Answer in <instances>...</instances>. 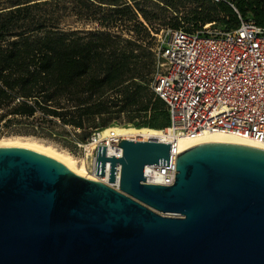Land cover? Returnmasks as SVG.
<instances>
[{
    "label": "water",
    "instance_id": "1",
    "mask_svg": "<svg viewBox=\"0 0 264 264\" xmlns=\"http://www.w3.org/2000/svg\"><path fill=\"white\" fill-rule=\"evenodd\" d=\"M99 146L96 173L0 147V264H264V151L215 142L178 153L171 186L145 183L171 144Z\"/></svg>",
    "mask_w": 264,
    "mask_h": 264
},
{
    "label": "trees",
    "instance_id": "2",
    "mask_svg": "<svg viewBox=\"0 0 264 264\" xmlns=\"http://www.w3.org/2000/svg\"><path fill=\"white\" fill-rule=\"evenodd\" d=\"M147 1L0 0V129L38 111L87 131L81 143L113 120L138 128L169 127L168 108L151 89L157 67L152 32L166 25L140 22L138 11ZM230 1L264 26V0ZM153 4L175 12L191 6L186 19L204 25L239 26L231 7L212 0ZM141 11L149 22L160 21ZM124 17L134 29L123 24ZM173 27L179 29L180 22Z\"/></svg>",
    "mask_w": 264,
    "mask_h": 264
},
{
    "label": "built area",
    "instance_id": "3",
    "mask_svg": "<svg viewBox=\"0 0 264 264\" xmlns=\"http://www.w3.org/2000/svg\"><path fill=\"white\" fill-rule=\"evenodd\" d=\"M226 4L236 15L234 29L181 22L179 29L163 30L155 37L157 67L151 89L168 108L170 126L157 136L134 134L116 137L103 131L93 133L77 145L90 173L113 189H119L120 168L115 183L110 180V163L105 176L96 173L99 146H107L108 156L121 158L123 140L171 144L169 166H146L145 183L171 186L176 181L180 141L196 140L207 134L222 133L264 145V26L243 16L230 0ZM113 147V153L109 152Z\"/></svg>",
    "mask_w": 264,
    "mask_h": 264
},
{
    "label": "rangeland",
    "instance_id": "4",
    "mask_svg": "<svg viewBox=\"0 0 264 264\" xmlns=\"http://www.w3.org/2000/svg\"><path fill=\"white\" fill-rule=\"evenodd\" d=\"M154 0L147 1L146 3L143 2V4L140 5L139 10H143L144 12H149L151 16H156L159 18L160 21L156 22H149V20H146L144 17L142 11H138V18L141 23H143L145 26H149L151 28H159V24H165L163 30L167 31L169 29H175L173 27V24L176 22H186V23H193V21L187 20L188 13L192 9L191 6L186 7H180L179 11L175 12L172 9L162 7L157 8L153 4ZM225 17V16H224ZM128 17H124L123 24H127V27H130L134 29L133 23H126ZM216 27L222 28V24L217 21ZM125 29V27L120 28V30ZM119 30V29H117ZM161 30L159 33L163 32ZM125 33V36L127 37V33ZM154 44L156 45L155 40H153ZM20 121L16 124H13L9 126L8 128H2L0 129V140L5 138H18V139H35L40 142H44L47 145H50L57 148L60 151L66 152L69 155L71 154L76 158L78 161L81 162V160L85 161V157L83 153L80 151L77 143L80 141H83L86 139L88 135L87 131L79 130L71 125L66 126L64 125L59 119L56 118H48L44 116V114L41 111H38L36 115L33 118H26L21 117L19 118ZM120 124V125H119ZM125 123L123 120H113L112 127H118V126H125V127H134L135 125H131ZM104 129L101 128L99 131H103ZM87 163V162H86ZM88 171L90 173V165L87 163ZM92 174V173H91Z\"/></svg>",
    "mask_w": 264,
    "mask_h": 264
},
{
    "label": "bare ground",
    "instance_id": "5",
    "mask_svg": "<svg viewBox=\"0 0 264 264\" xmlns=\"http://www.w3.org/2000/svg\"><path fill=\"white\" fill-rule=\"evenodd\" d=\"M120 125V124H119ZM131 126V125H130ZM163 130H158L154 128H138L136 126L134 127H125V126H118V127H109L103 130L104 135H109L112 133L114 136L118 137H131L134 136V134H145L148 136H157L162 134ZM24 140V139H23ZM22 139L18 138H5L0 140V147L5 146H14V147H26L29 149H32L36 152H40L46 156H49L51 158H55L61 163H63L68 169H72L76 171L78 174H81L83 177L87 178L88 175L92 176L94 179L101 182V179L96 177L95 175L89 173L87 163L91 166L92 162L91 160H81L78 161L74 156L71 154L69 155L66 152L60 151L57 148L47 145L44 142H40L39 139H26L23 141ZM215 142H229V143H237L245 146H251L255 147L257 149H260L264 151V145L260 144L258 142H255L253 140H244L241 138H238L233 135H226L222 133H215V134H207L204 136L199 137V139L191 140V139H183L180 141V152L186 149H190L193 147H197L200 144H209V143H215ZM113 147H109V152L113 153ZM87 162V163H86Z\"/></svg>",
    "mask_w": 264,
    "mask_h": 264
}]
</instances>
